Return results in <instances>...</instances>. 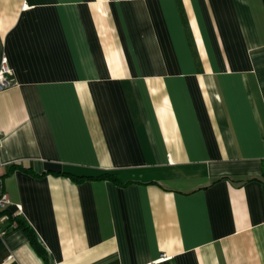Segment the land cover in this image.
<instances>
[{"label":"crops","instance_id":"obj_1","mask_svg":"<svg viewBox=\"0 0 264 264\" xmlns=\"http://www.w3.org/2000/svg\"><path fill=\"white\" fill-rule=\"evenodd\" d=\"M4 59V211L46 260L4 219L0 264H264V0H0Z\"/></svg>","mask_w":264,"mask_h":264},{"label":"trees","instance_id":"obj_2","mask_svg":"<svg viewBox=\"0 0 264 264\" xmlns=\"http://www.w3.org/2000/svg\"><path fill=\"white\" fill-rule=\"evenodd\" d=\"M56 174H67V173H62V172H55ZM262 175H264V173H262ZM73 180L75 181H83L85 179H89V178H95V179H107L111 182H114L118 185H124L125 183H122L119 175L117 173L114 172H110V171H103L102 173H100L97 176H73V175H69ZM248 180H256L255 177L248 179ZM0 215H5L7 219H9L11 221L12 224H14L15 228L19 227L21 228L27 235L29 242L31 244V246L33 247V249L35 250V252L40 255L44 260H46V254L43 250V248L40 246V244L38 243L37 239L35 238V235L33 233V231L31 230V228L22 220L21 217H19V215H14L12 216L11 214L6 213L5 211H1Z\"/></svg>","mask_w":264,"mask_h":264},{"label":"built area","instance_id":"obj_3","mask_svg":"<svg viewBox=\"0 0 264 264\" xmlns=\"http://www.w3.org/2000/svg\"><path fill=\"white\" fill-rule=\"evenodd\" d=\"M14 80L11 75V70L6 64V60H2V64L0 67V91L7 89L11 86H13ZM0 166H1V161H0ZM11 202L7 196V194L3 191V178L0 174V212L4 211L6 209V206L10 205ZM14 216V215H12ZM7 219L5 215H0V225L1 222ZM14 226V224H12ZM6 233V229L0 228V235L3 236Z\"/></svg>","mask_w":264,"mask_h":264}]
</instances>
